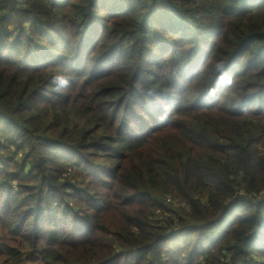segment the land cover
Masks as SVG:
<instances>
[{
	"label": "trees",
	"instance_id": "obj_1",
	"mask_svg": "<svg viewBox=\"0 0 264 264\" xmlns=\"http://www.w3.org/2000/svg\"><path fill=\"white\" fill-rule=\"evenodd\" d=\"M170 239L264 263V0H0V257L181 264Z\"/></svg>",
	"mask_w": 264,
	"mask_h": 264
},
{
	"label": "rangeland",
	"instance_id": "obj_2",
	"mask_svg": "<svg viewBox=\"0 0 264 264\" xmlns=\"http://www.w3.org/2000/svg\"><path fill=\"white\" fill-rule=\"evenodd\" d=\"M141 1L145 2L146 4L147 3L149 4L153 0H141ZM177 4H179V2H177ZM159 105H161L159 107L164 108V109L167 107V104L163 103V102H160ZM95 162L97 164H99L101 167H107L108 168L109 166H112V163H110L109 161H106V159L102 158V156L100 158L95 159ZM69 166H70L69 164L65 165V168H66L65 171H66V174L68 175L67 176L68 179L70 181L74 182V183L81 182V179L78 177L81 173L79 171H77L75 167L74 168H70ZM70 192L71 191L68 190V194ZM157 200L160 203H162V206L165 208V211H164V214H163L161 211L157 210L154 213V217H153V219L151 221V224L154 225V226H161L162 225V227L166 228V230H171V234L177 233V234H174V236H179L178 239L181 238L183 240V241H181L182 242L181 246L184 247L183 243L187 239V235H186L185 231L181 229L182 225L173 216L170 217L171 219L165 218V215L166 216H170V214H171L170 211L171 210L179 211L181 209V206L179 204L177 205L175 201H172L171 198H170V195H168V194L159 195L157 197ZM84 209L85 208L83 207L82 211ZM76 210L78 211L77 213H80V211L78 209H76ZM78 215H80V214H78ZM155 219L158 221V223H154L153 222ZM109 222H108V224H109ZM111 230H118V229L112 227ZM131 230H132L131 233L135 232V229H131ZM193 240H194V238H193ZM174 244H175V239H170V240H166L162 247H165V248H167V250H170L169 251L170 253H173V254L177 253L176 254V260H178L179 263L184 264V262L186 261V256H187V252H186L187 248L185 250H183L182 252H177L175 249L173 251L171 248H173ZM119 245H122V243L113 242V245H112L113 250L115 249L117 252H119L120 251ZM131 248H132V245L130 244V241L128 239L127 248L124 249L123 252L124 253H129V251H131L130 250ZM116 254H119V253H116ZM165 254H167V253H165ZM91 256H94V255L92 254ZM127 256L128 255H126L123 259H121L120 263H123L124 260H127V258H129ZM95 261H98V260H95ZM95 261H92V262H95ZM80 262H82V261H80ZM0 264H14V261L8 259V257L2 256V257H0ZM25 264H27V263H25ZM193 264H196V263H193ZM258 264H264V263L260 262Z\"/></svg>",
	"mask_w": 264,
	"mask_h": 264
}]
</instances>
